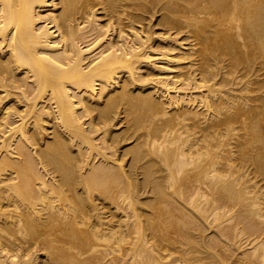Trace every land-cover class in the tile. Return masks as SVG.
<instances>
[{
    "label": "bare ground",
    "instance_id": "bare-ground-1",
    "mask_svg": "<svg viewBox=\"0 0 264 264\" xmlns=\"http://www.w3.org/2000/svg\"><path fill=\"white\" fill-rule=\"evenodd\" d=\"M0 264H264V0H0Z\"/></svg>",
    "mask_w": 264,
    "mask_h": 264
}]
</instances>
